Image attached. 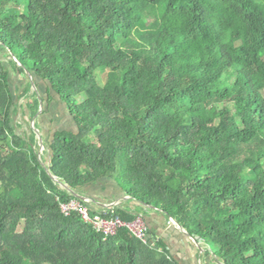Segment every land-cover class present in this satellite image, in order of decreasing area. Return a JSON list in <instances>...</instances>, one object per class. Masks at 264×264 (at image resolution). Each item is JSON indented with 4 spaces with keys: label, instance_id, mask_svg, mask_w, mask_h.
I'll return each instance as SVG.
<instances>
[{
    "label": "trees",
    "instance_id": "16d2710c",
    "mask_svg": "<svg viewBox=\"0 0 264 264\" xmlns=\"http://www.w3.org/2000/svg\"><path fill=\"white\" fill-rule=\"evenodd\" d=\"M0 48L77 125L51 138L62 183L113 181L225 264H264V0H0ZM31 89L19 97L35 117ZM14 109L2 69L0 264H183L149 227L155 246L66 216L61 205L79 200L19 136Z\"/></svg>",
    "mask_w": 264,
    "mask_h": 264
},
{
    "label": "rangeland",
    "instance_id": "374dc122",
    "mask_svg": "<svg viewBox=\"0 0 264 264\" xmlns=\"http://www.w3.org/2000/svg\"><path fill=\"white\" fill-rule=\"evenodd\" d=\"M120 43V41H119ZM10 58L6 55L5 52H0V67L5 66L8 69V73L10 74L9 81V91L14 98V112L12 113V120L14 121V126H20L18 128V134L20 137H26L28 140H32L33 129L37 131V135L43 136L45 143L39 142L37 146L38 149H43V155L45 156L47 161L51 160V138L55 134V131L58 130H69L72 133H77V125L74 120L71 118L68 113L65 105L58 99V96L53 92V96L55 101L52 104L47 100L45 103L46 108V121H45V133L39 130L40 116L31 117L29 110L24 106L27 101V97H19L21 91L26 84H29L24 75H20L19 78L17 76L16 70L10 65L8 61ZM34 76V75H33ZM102 81H104V77L102 76ZM35 83L38 86L40 94L48 99L47 87L49 84L43 82L40 79L35 78ZM16 87V89H15ZM33 94V89H31L29 95ZM37 138V136H36ZM38 141V138H37ZM109 188L112 189V194L110 196V200H106L107 203H115L120 198L124 196L119 189L115 188V184L113 181H109ZM98 188V184L96 186H89L85 189H80L83 192H90L89 190ZM113 190H115L113 192ZM109 201V202H108ZM125 202L123 200L122 204ZM90 209L93 210V206L87 202H84ZM143 208V209H140ZM134 214H138L139 218L137 219V227L142 229L145 227H149V229L153 230L156 235L160 238H164L165 242L171 246L172 254L180 259L183 264H216L213 261L209 260L206 257V254L199 253L198 251H194L193 246L186 240V238L174 227V224L166 218L164 215L157 213L156 211L144 208L142 205H139V209L131 210ZM154 235L148 234V239L153 242L155 239Z\"/></svg>",
    "mask_w": 264,
    "mask_h": 264
},
{
    "label": "water",
    "instance_id": "95a60500",
    "mask_svg": "<svg viewBox=\"0 0 264 264\" xmlns=\"http://www.w3.org/2000/svg\"><path fill=\"white\" fill-rule=\"evenodd\" d=\"M9 56L11 57V60L15 63V65L17 66V68L20 70V72L22 73V75H24V77L27 79L28 83L30 84L31 88L33 89L36 98H37V102H38V112H37V116H40V123H39V130L43 131V133H45V121H46V108H45V102H44V97H42V94H40L39 89L35 83V80L33 78V75L26 70L21 63L18 61V59L14 56V54L9 52ZM37 141L36 136H33L32 140L29 141V144L31 145L39 163H42L43 166L45 167V165L48 166L47 172L50 174L51 179L53 180L54 184L57 186V188H59L64 194H66L67 196H72L76 199H78L79 201L82 202H87L91 205H95L98 208H101L103 211H107V212H114L115 210H122L125 212H128L130 214H134L132 211L130 210H135L138 209L137 207H130V208H124L122 206H117L115 205V203L111 204V203H107L104 201H100L98 198L87 194L83 191H81L80 189H74L72 187H70L69 185L62 183L53 173L51 167H52V160H53V156L51 153V160L47 161L45 156L42 153H39V151L37 150V148L35 147V142ZM67 187V188H66ZM124 198L133 201L134 203H140L138 201H135L133 199H131L129 196L124 195ZM142 205V207L144 208H150L156 212H158L161 215H164L166 218H168L173 224L174 227L179 230V232L186 238V240L192 245H197L198 247H201L205 250V254L207 256H210L211 258H213L217 263L219 264H225L224 261L217 257L209 248L205 247L204 244L201 241H198L197 239L193 238L192 236H190L188 234V232L186 231V229H184L182 227V225L179 223V221L174 218L172 215H168L167 213H164L162 210L154 208V207H149L147 205H143L142 203H140Z\"/></svg>",
    "mask_w": 264,
    "mask_h": 264
},
{
    "label": "built area",
    "instance_id": "2783aa9c",
    "mask_svg": "<svg viewBox=\"0 0 264 264\" xmlns=\"http://www.w3.org/2000/svg\"><path fill=\"white\" fill-rule=\"evenodd\" d=\"M61 209L66 216L74 211L79 212L80 216L85 222L93 225L95 231L103 234L106 238L114 236L119 228L127 227L135 237L139 238L143 242L149 243L152 246H155L156 244V241L150 242V240L148 239L147 227L142 229L137 227L138 220L130 223H125L120 219L118 215L105 217L103 213H106L107 211H103L101 208H98L96 206H93L94 213L92 214L90 212L89 206L75 200L71 201L68 204H62Z\"/></svg>",
    "mask_w": 264,
    "mask_h": 264
},
{
    "label": "crops",
    "instance_id": "0c3cea01",
    "mask_svg": "<svg viewBox=\"0 0 264 264\" xmlns=\"http://www.w3.org/2000/svg\"><path fill=\"white\" fill-rule=\"evenodd\" d=\"M0 52H5L6 53V55H8L9 56V53L6 51V50H3L2 48H0ZM9 62H10V65H11V57L9 56ZM12 66V65H11ZM2 69H4L5 71H7L8 72V69L5 67V66H2V67H0V71L2 70ZM17 72V76H18V78H19V76L21 75V73H19L18 71H16ZM10 74L8 73V83H9V81H10ZM15 89H16V87H15ZM22 92V91H21ZM21 94V93H20ZM20 96V95H19ZM37 116V115H36ZM110 180H103V181H101L99 184H98V188L97 189H95V188H92V189H90L89 191L90 192H85V193H87V194H90V195H92V196H94V197H96V198H98L100 201H104V202H106V200H110V196H111V194H112V189L111 188H109V184H108V182H109ZM114 184H115V182H114ZM115 188L116 189H119L120 191H121V189L119 188V187H117L116 186V184H115ZM115 190H113V192H114ZM122 192V191H121ZM123 193V192H122ZM125 195V194H124ZM123 198H124V196H123ZM122 199V197L120 198V200ZM109 202V201H108ZM129 204H134V205H139L140 203H134L133 201H130L129 202ZM138 209H139V206L137 207ZM150 209V208H149ZM131 211V210H130ZM158 213V212H157ZM161 238V237H160ZM168 244V243H167ZM169 245V244H168ZM169 247H170V249H171V246L169 245ZM172 251V250H171ZM173 255H174V253H173ZM175 256V255H174ZM207 256V255H206ZM176 257V256H175ZM176 258H178V257H176ZM179 259V258H178ZM179 261H180V259H179Z\"/></svg>",
    "mask_w": 264,
    "mask_h": 264
},
{
    "label": "bare ground",
    "instance_id": "6f19581e",
    "mask_svg": "<svg viewBox=\"0 0 264 264\" xmlns=\"http://www.w3.org/2000/svg\"><path fill=\"white\" fill-rule=\"evenodd\" d=\"M38 117V116H37ZM34 133L36 134V136L39 138V140H43V136H39V135H37V131L34 129ZM39 151V153H42L43 154V149H39L38 150ZM46 166V169H48V166L47 165H45ZM67 188V187H66ZM123 200H125V202L124 203H129L130 202V200H128V199H126V198H122L121 200H118L117 202H115V205H117V206H119L120 204H122V202H123ZM141 205V204H140ZM194 247L197 249V250H199L202 254H204L205 253V250L203 249V248H201V247H198L197 245H194Z\"/></svg>",
    "mask_w": 264,
    "mask_h": 264
}]
</instances>
